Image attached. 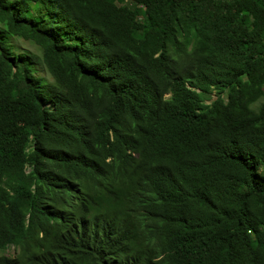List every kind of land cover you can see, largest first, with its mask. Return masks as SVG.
Returning <instances> with one entry per match:
<instances>
[{
	"label": "trees",
	"instance_id": "16d2710c",
	"mask_svg": "<svg viewBox=\"0 0 264 264\" xmlns=\"http://www.w3.org/2000/svg\"><path fill=\"white\" fill-rule=\"evenodd\" d=\"M0 264H264V0H0Z\"/></svg>",
	"mask_w": 264,
	"mask_h": 264
},
{
	"label": "rangeland",
	"instance_id": "374dc122",
	"mask_svg": "<svg viewBox=\"0 0 264 264\" xmlns=\"http://www.w3.org/2000/svg\"><path fill=\"white\" fill-rule=\"evenodd\" d=\"M9 43L13 47V53L14 54H33L35 56L39 55V50L36 46H34L31 43H28L26 41L20 40V39H9ZM35 69V75L41 77L44 81L49 82L50 79L45 75V73L39 68L34 67ZM211 99H214V95L211 94ZM11 251H6L5 254H10Z\"/></svg>",
	"mask_w": 264,
	"mask_h": 264
}]
</instances>
